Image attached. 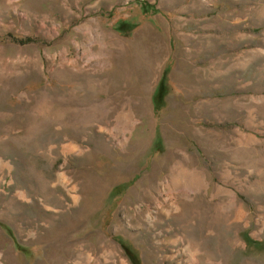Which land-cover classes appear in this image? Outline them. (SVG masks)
Returning <instances> with one entry per match:
<instances>
[{"label":"rangeland","instance_id":"obj_1","mask_svg":"<svg viewBox=\"0 0 264 264\" xmlns=\"http://www.w3.org/2000/svg\"><path fill=\"white\" fill-rule=\"evenodd\" d=\"M0 264H264V0H0Z\"/></svg>","mask_w":264,"mask_h":264},{"label":"bare ground","instance_id":"obj_2","mask_svg":"<svg viewBox=\"0 0 264 264\" xmlns=\"http://www.w3.org/2000/svg\"><path fill=\"white\" fill-rule=\"evenodd\" d=\"M141 47V46H140ZM196 182V183H195ZM197 184V180H195L194 178V181L192 182V186H195Z\"/></svg>","mask_w":264,"mask_h":264}]
</instances>
